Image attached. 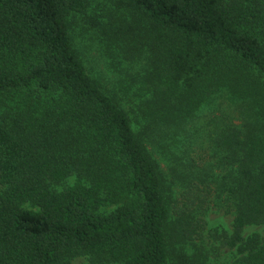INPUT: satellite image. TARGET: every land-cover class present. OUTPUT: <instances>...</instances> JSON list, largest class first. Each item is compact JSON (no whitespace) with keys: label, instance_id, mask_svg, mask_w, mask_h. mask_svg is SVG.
<instances>
[{"label":"trees","instance_id":"trees-1","mask_svg":"<svg viewBox=\"0 0 264 264\" xmlns=\"http://www.w3.org/2000/svg\"><path fill=\"white\" fill-rule=\"evenodd\" d=\"M92 1L0 0V264H171L170 186L72 46L69 18ZM124 3L147 24L152 121L188 122L219 95L248 114L219 136L227 173L187 176L182 237L200 236L211 200L234 216L227 245L264 264L259 236L243 239L264 224V0Z\"/></svg>","mask_w":264,"mask_h":264},{"label":"rangeland","instance_id":"rangeland-1","mask_svg":"<svg viewBox=\"0 0 264 264\" xmlns=\"http://www.w3.org/2000/svg\"><path fill=\"white\" fill-rule=\"evenodd\" d=\"M69 21L77 56L89 75L126 112L133 131L143 140L170 186L172 201L167 227L170 263L244 264L248 253L243 247H231L226 243V238L233 235L234 216L224 207L209 200L208 210L203 214L204 226L200 236L193 240L182 237L177 215L182 195L187 190V176L209 173L217 179L227 173L226 167L218 165L222 156L218 152V139L230 126L246 131L248 114L234 105L242 103L219 95L207 101L188 122L157 124L149 116L152 87L147 88V84L153 71L150 52L145 46L141 48L143 45L138 41L147 24L126 6L124 0H93L87 11L72 14ZM17 100L10 102L12 106H16ZM245 110L248 111L247 106ZM76 181V177H71L52 188L62 192ZM25 208L36 210L30 204ZM254 235L264 244V224L246 227L243 239ZM67 264L92 263L82 257Z\"/></svg>","mask_w":264,"mask_h":264}]
</instances>
